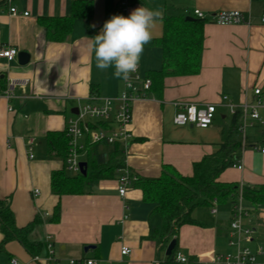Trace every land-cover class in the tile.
<instances>
[{"label":"crops","instance_id":"1","mask_svg":"<svg viewBox=\"0 0 264 264\" xmlns=\"http://www.w3.org/2000/svg\"><path fill=\"white\" fill-rule=\"evenodd\" d=\"M72 1L0 0V47L12 46L30 55L26 64L19 63L18 55L12 61L0 58V90L13 81L15 94L9 100L0 96V201L10 206L19 227L38 218L30 239L43 243L41 253L33 256L19 241L11 240L0 246V264H11V257L21 264H51L49 244L59 264L79 258H95L102 264H163L168 245L158 233L162 218L143 199L136 180L124 196L119 194L116 177L98 179L82 193L56 195L51 174L64 167V160L49 154L46 135L64 131L68 117L90 96L115 97L123 91L124 80L114 78L113 68L99 70L88 47L107 20L114 15L128 17L138 7L159 11L162 18L152 30L157 39L163 36L166 16L196 18L194 10L200 9L208 20L203 25L199 72L166 76L161 90L151 88L133 102V137L125 159L127 169L138 178H159L165 166L183 176L192 175L195 162L218 150L231 123L233 114L223 96L240 105L251 100L255 87H261L264 95V0H93L90 21L76 18L64 40H51L39 18L69 14ZM11 6L20 14H11ZM222 10L242 11L250 22H214L212 15ZM25 11L29 14L24 15ZM162 65L161 47L145 45L141 74L146 76ZM177 102L198 107L215 104L213 123L207 128L176 125ZM250 127L244 136L239 133L243 167L227 168L221 181L264 184V124ZM59 202L61 214L55 221L52 216ZM192 215L199 223L178 229L179 250L187 257V262L179 264H221L217 257L229 247L232 206H200ZM245 223L256 228L247 245L257 263L264 264V207L250 210ZM123 245L130 247L129 254L122 255ZM86 246L91 248L85 250Z\"/></svg>","mask_w":264,"mask_h":264},{"label":"trees","instance_id":"2","mask_svg":"<svg viewBox=\"0 0 264 264\" xmlns=\"http://www.w3.org/2000/svg\"><path fill=\"white\" fill-rule=\"evenodd\" d=\"M93 16V0H73L69 14L65 16H42L39 21L45 26L51 40H64L73 27L76 18L90 21ZM187 14L166 16L164 18L163 36L151 40L162 49L163 65L159 70H151L148 77L152 79V88L161 90L163 81L169 75H193L199 72L203 50V25L205 19H188ZM89 32L93 30L89 28ZM107 126L108 123H99ZM241 112L232 115L231 123L225 130V137L217 151L205 155L194 163V172L183 176L175 169L164 167L159 178H138L135 184L143 192V199L154 205V212L160 214L162 226L158 230L165 239V246L175 238L177 243L163 264H179L175 260L179 250L178 229L186 224H198L192 215L195 208L238 202L242 195L248 211L264 207V184L241 185L238 182H225L219 179L221 173L239 162L238 150L243 145L239 137ZM242 135V134H241ZM49 154L64 161L70 149V137L64 131H49L46 135ZM126 147L120 142L110 144L106 141L87 143L82 161L87 163L86 174L71 173L62 169L51 174V190L56 195L82 193L86 186L98 179L118 178L126 168ZM60 202L54 208L52 220H59ZM232 219V218H231ZM38 218L29 224L19 227L9 205L0 201V228L4 247L9 241H19L33 256L43 249L41 241L30 239V234ZM231 221V220H230ZM230 227V222H229ZM248 243V242H247ZM246 243V244H247ZM249 264V263H246Z\"/></svg>","mask_w":264,"mask_h":264},{"label":"built area","instance_id":"3","mask_svg":"<svg viewBox=\"0 0 264 264\" xmlns=\"http://www.w3.org/2000/svg\"><path fill=\"white\" fill-rule=\"evenodd\" d=\"M6 1L11 2L12 0ZM10 12L13 15L20 14L15 6H11ZM28 14V11L24 12V15ZM194 15L198 18L208 20L205 13L200 9H195ZM211 19L219 24L250 22V17L239 10L218 11L212 15ZM261 19L264 22V13ZM17 55L18 49L15 47H0V58L12 61ZM151 88L152 79L142 75L140 67H138L137 72L131 74L130 81H124V89L121 94L115 97L90 96L86 102L79 103L77 112L68 117L65 128L70 137V149L64 161L66 170L71 173H81L80 163L82 162L83 153L85 154L87 143L106 141L110 144H114L120 142L125 145L127 150L133 137L130 130V125L133 120V102L140 97L146 96ZM0 96L7 100L15 97L13 92V81L7 89L4 91L0 90ZM105 99L109 100L110 103L106 104ZM223 100L227 101V105L230 107L232 114L240 110L241 124L239 131L243 136L248 127L255 124H264V95L261 87H255L251 100L245 101L240 105L231 103L228 95H224ZM176 107L177 111L174 115V123L176 125L184 126L191 124L200 128H207L213 123L217 110L215 104L198 107L195 103L177 102ZM9 110H12L11 106H9ZM99 123H108V125L103 126ZM262 150L264 152V148ZM29 153L31 158L34 157L32 146H29ZM235 166L238 168L243 167L240 161L235 164ZM137 179L138 177L131 174L127 167L124 168L118 177L119 194L124 196L128 186ZM35 193L38 194L39 190L36 189ZM212 212H216L215 207L212 209ZM248 213L249 211L243 203V197L240 195L238 197V202L234 206L233 216L230 221L229 234L231 239L229 245L233 247L234 250L218 255L217 260L221 264H258L256 254L252 251L250 246L246 244L251 240L256 231V228L252 224L245 223ZM50 246L49 244L47 258L51 261V264H59V262L54 259ZM130 252V247L126 245L122 246V255H127ZM178 255L182 256L183 259H177ZM35 259H38V257H35ZM175 260L179 263H185L187 262V257L184 256L181 251H178ZM10 263L21 264L15 257H11ZM69 264L102 263L95 258H79L70 259Z\"/></svg>","mask_w":264,"mask_h":264},{"label":"clouds","instance_id":"4","mask_svg":"<svg viewBox=\"0 0 264 264\" xmlns=\"http://www.w3.org/2000/svg\"><path fill=\"white\" fill-rule=\"evenodd\" d=\"M162 13L138 7L128 17L114 15L107 20L100 33L89 41L95 54L96 67L101 71L113 68V76L130 81L137 72L145 45L153 39V28ZM94 27V25H93ZM105 103H110L105 99ZM177 259H183L178 255Z\"/></svg>","mask_w":264,"mask_h":264},{"label":"water","instance_id":"5","mask_svg":"<svg viewBox=\"0 0 264 264\" xmlns=\"http://www.w3.org/2000/svg\"><path fill=\"white\" fill-rule=\"evenodd\" d=\"M188 19H193V17L189 16ZM18 58H19V63L20 64H26L29 61V59H30V55L27 52H25V51H19ZM75 111L77 112V109H74V112ZM80 166H81V173L82 174H86L87 163L85 161H82L80 163ZM176 243H177V241H176L175 238H173L170 241V243L168 244L167 249H166V254L167 255H170L173 252V250H174V248L176 246ZM89 248H91V246H86L85 250H88Z\"/></svg>","mask_w":264,"mask_h":264},{"label":"rangeland","instance_id":"6","mask_svg":"<svg viewBox=\"0 0 264 264\" xmlns=\"http://www.w3.org/2000/svg\"><path fill=\"white\" fill-rule=\"evenodd\" d=\"M252 127H248L247 128V132L251 129ZM229 205V203L228 204H221V207H223V206H228ZM230 205L232 206V216H233V211H234V206H235V204H233V203H230ZM231 216V217H232ZM234 250V248L233 247H231L230 245H229V247L227 248V251H224L223 252V254L224 253H227V252H230V251H233Z\"/></svg>","mask_w":264,"mask_h":264}]
</instances>
